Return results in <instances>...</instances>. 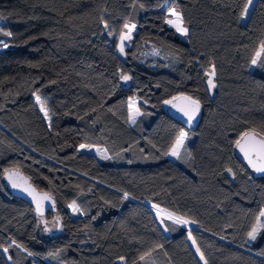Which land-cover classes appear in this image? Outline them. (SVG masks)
<instances>
[{"label": "trees", "instance_id": "obj_1", "mask_svg": "<svg viewBox=\"0 0 264 264\" xmlns=\"http://www.w3.org/2000/svg\"><path fill=\"white\" fill-rule=\"evenodd\" d=\"M246 4L0 0V30L12 33L0 36L9 44L0 50V264H203L189 231L208 264H264V226L248 238L264 210V178L253 179L234 151L245 131L264 134V67L251 64L264 40V0L243 21ZM171 6L184 38L166 23ZM125 23L136 27L122 55ZM121 74L132 79L123 84ZM181 94L200 101L190 130L165 110ZM132 97L142 113L134 124ZM180 131L187 136L173 161L166 153ZM12 167L55 197L57 213L37 217L5 191ZM151 205L192 226L165 221V235ZM54 217L60 231L41 235L39 219Z\"/></svg>", "mask_w": 264, "mask_h": 264}, {"label": "snow or ice", "instance_id": "obj_2", "mask_svg": "<svg viewBox=\"0 0 264 264\" xmlns=\"http://www.w3.org/2000/svg\"><path fill=\"white\" fill-rule=\"evenodd\" d=\"M252 2L253 0H247V4L244 6L241 12V19L247 16L249 11V6L252 4ZM141 7H143V5H141ZM169 16L175 17V19H166V23L174 27L176 31L179 32L181 35H187L188 29L183 26V19L180 13H178L175 9H169ZM104 27L106 29L108 28L107 22L104 23ZM135 27H136L135 24H132L131 26L128 23L124 24V28L127 29V31L121 32L119 36V44L117 45L120 54L126 55L125 42L131 40V33ZM112 34L113 31L109 29L108 35L111 36ZM0 35L10 37L12 36V33L0 30ZM8 47L9 44L6 41L0 39V48H8ZM251 64L264 67V40L260 42L258 49L255 51L251 59ZM207 75L209 77L207 80L208 88L209 89L215 88L216 85L212 79V77L215 75L214 69L211 73H208ZM120 78L124 81H128L132 79L131 76H128L126 74H121ZM177 102L180 103L178 104ZM35 103L40 106V111L44 113L45 118L50 120V117L48 116V111L45 108L46 101L42 100L39 95H35ZM136 104H137L136 100L129 99L128 101L129 121L133 124L136 122V117L142 115L140 108L136 107ZM164 104L171 105L173 108H176L177 111L181 112L184 116L187 117V123L189 124H191L192 121L195 119L201 107L200 101L198 99H195L192 96H185L183 94L179 96H173L170 100H165ZM186 136H187L186 132L180 131L174 143L171 145L170 151L166 153V155H171L179 159L180 149L184 145V140ZM235 144L236 147L239 148L240 151L244 153V157L248 161V164L251 166V168L257 173H264V134L257 133L254 129L250 132L246 131L241 134L240 139H237L235 141ZM79 148L80 149L91 148V145L81 144L79 145ZM97 152H101V150L97 149ZM101 155L103 159L109 158L106 155H103V153H101ZM188 155L190 156L191 154L188 153ZM228 171L231 172V169H228ZM5 173L7 175V179L11 187L13 189H18L22 193H26L28 196H31L32 200L36 203V211L42 215V201L50 200L51 196L48 193H43L42 195L38 196L35 189L26 180L20 182L19 180L13 178L16 175V173H9L7 169H5ZM124 197L127 198L128 194L125 193ZM69 207L72 208L74 212L80 211L75 201L69 204ZM153 207L158 209L157 211L158 216L165 212V210L159 209L157 205H153ZM166 217L167 219L173 220V222L176 224L187 225L190 223L187 219L174 216L172 213H166ZM262 217H264V210L260 212L259 217L257 218V225L253 226L251 231L248 232V237L251 240L256 239V234L259 228L264 226L260 224V218ZM161 222L163 223V219L161 220ZM48 230L49 229L45 228V231ZM189 239L192 240V243L194 245L196 244L195 239L191 236V231H189ZM17 247L20 246L17 245ZM5 251H7V249H5ZM196 252L200 255V259L204 261V264H208V261L205 259L204 254L200 251L199 247L196 248ZM29 255H32V253H29ZM120 259L123 260L124 258L121 257ZM141 259H143V257H141Z\"/></svg>", "mask_w": 264, "mask_h": 264}, {"label": "water", "instance_id": "obj_3", "mask_svg": "<svg viewBox=\"0 0 264 264\" xmlns=\"http://www.w3.org/2000/svg\"><path fill=\"white\" fill-rule=\"evenodd\" d=\"M121 82L124 84L125 81L121 80ZM184 95V94H183ZM179 96V95H178ZM186 96V95H185ZM178 104L180 102H177ZM201 109V107H200ZM166 113L167 115L173 119L174 121L178 122L184 129L186 130H190L193 129L198 121L199 115H200V111L197 113L195 119L192 121L191 124L187 123V117L184 116L181 112L177 111L176 108H173L171 105H168L166 107ZM246 132V131H245ZM250 132V130L248 131ZM241 136V135H240ZM240 136L238 137V139H240ZM243 143V141H242ZM234 151L235 153L241 158V160L243 161V163L245 164L246 168L250 171L251 176L253 179H260V178H264V173H257L255 172L251 166L248 164V161L245 159L244 157V153L240 151L239 148L236 147V144L234 143ZM9 171V173H16V175L13 177L14 179L19 180L20 182H23V180H26L29 184H31V186L35 189L37 195H42L43 193H48L51 196L50 200H44L42 201V215L40 213H38L36 211V203L32 200L31 196H28L26 193H22L21 191H19L18 189H13L11 187V185L8 182L7 179V175L5 173V170L2 173V177H1V181H2V185L5 189V191L12 197L18 198L22 201H24L25 203H27L28 205H30L34 211V213L36 214L37 217H44L47 214H52V213H57V201L55 199L54 196H52L49 192L41 190L39 188H37L33 181L31 180V178L26 175L22 170H20L19 168L16 167H12L7 169Z\"/></svg>", "mask_w": 264, "mask_h": 264}, {"label": "rangeland", "instance_id": "obj_4", "mask_svg": "<svg viewBox=\"0 0 264 264\" xmlns=\"http://www.w3.org/2000/svg\"><path fill=\"white\" fill-rule=\"evenodd\" d=\"M253 3H254V0H253L252 4L249 6V11H248L247 16H246L245 18L242 19L243 21H245V20L247 19L248 15H249V13H250V10H251V8H252V6H253ZM169 9H175V7H174V6H173V7L171 6ZM169 9H168V11H167V18H166V19H175V17H171V16H169ZM175 10H176V9H175ZM176 11H177V10H176ZM168 26L171 27V28H173V29L176 31V29H175L174 27H172L171 25L168 24ZM183 26H184V24H183ZM184 27H185V26H184ZM176 32H177V31H176ZM177 34L181 36V34H180L179 32H177ZM0 36H2V35H0ZM183 37H186V35H183ZM0 39L4 40V39L1 38V37H0ZM4 41H5V40H4ZM1 49H4V48H0V50H1ZM149 55L156 56V55H158V53L155 52L154 50H151V52H149ZM208 73H211V72L209 71V72L206 73V84H207V80H208V78H209L208 75H207ZM212 79H213V82H214V76L212 77ZM207 87H208V85H207ZM213 89H214V88H212V89H209V88H208V90H209L211 96L213 95ZM130 99H134V100H136V101H137L136 107H138V102H139V100H138L136 97H132V98H130ZM128 101H129V100H128ZM38 106H39V105H38ZM39 108H40V106H39ZM42 113H43V112H42ZM43 114H44V113H43ZM137 117H138V116H137ZM91 148H92V149H91L90 151L95 152L100 158H102L101 153H103V155H105L104 152H103L102 150H101V152H97V149H99V148H95V146H91ZM85 149H89V148H85ZM180 150H181V149H180ZM167 156H168L169 159H171V160H173V161L177 160L176 157H173V156H171V155H167ZM71 209H72V208H71ZM159 209H162V208H159ZM151 210H152L153 216L155 217V219H156L158 225L160 226V228L162 229V231L164 232V234H165V235H168V232L166 231V229H165V227H164V222H165V221H169V222L174 223L173 220L167 219V217H166V213H169V212H168V211H165L164 213H162L161 215L158 216V215H157V211H158L157 208H154L153 205H152ZM163 210H164V209H163ZM76 213H78V212H74L73 209H72V214H73L74 216H75ZM173 215H174V214H173ZM174 216H176V215H174ZM177 217H179V216H177ZM162 219H163V223L161 222ZM263 220H264V217L260 218V224L262 223ZM45 222H47V223H45ZM174 224H176V223H174ZM176 225H179V226H181V227H184V228H186L187 230H189L190 227L192 226L191 223H189V224H187V225H184V224H176ZM255 225H257V222L255 223ZM255 225H254V226H255ZM45 228H47V229H49V230H48V231H45ZM39 230H40L41 235H43V236H50V235H52V234H54V233H56V232H59V231H60V225H59L58 218H57V217H54V218H51V219L40 218V219H39ZM187 238H188V240H189V242H190V245L192 246V248H193L194 251L196 252V246L192 243V240L189 239V234H188V237H187ZM248 238H249V237H248ZM249 240L251 241L250 238H249ZM2 252H3V254L5 255V257H7V256H6V251H5V249H2ZM196 254H197L199 260L204 264V261L200 259V255H199L197 252H196Z\"/></svg>", "mask_w": 264, "mask_h": 264}, {"label": "crops", "instance_id": "obj_5", "mask_svg": "<svg viewBox=\"0 0 264 264\" xmlns=\"http://www.w3.org/2000/svg\"><path fill=\"white\" fill-rule=\"evenodd\" d=\"M179 36H180V35H179ZM180 37H181V38H184L183 35H181ZM136 118H137V117H136ZM169 151H170V150H169ZM70 204H71V203H70ZM151 207H152V205H151ZM196 256H197V254H196ZM197 257H198V256H197Z\"/></svg>", "mask_w": 264, "mask_h": 264}]
</instances>
